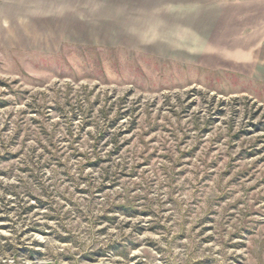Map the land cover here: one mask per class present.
Wrapping results in <instances>:
<instances>
[{"label": "rangeland", "instance_id": "rangeland-1", "mask_svg": "<svg viewBox=\"0 0 264 264\" xmlns=\"http://www.w3.org/2000/svg\"><path fill=\"white\" fill-rule=\"evenodd\" d=\"M186 2L0 0V264H264V71Z\"/></svg>", "mask_w": 264, "mask_h": 264}, {"label": "crops", "instance_id": "crops-1", "mask_svg": "<svg viewBox=\"0 0 264 264\" xmlns=\"http://www.w3.org/2000/svg\"><path fill=\"white\" fill-rule=\"evenodd\" d=\"M185 5L173 6L172 14H177L173 19L187 23L180 28L194 31L193 53L205 67L260 79L264 71V0H187Z\"/></svg>", "mask_w": 264, "mask_h": 264}]
</instances>
